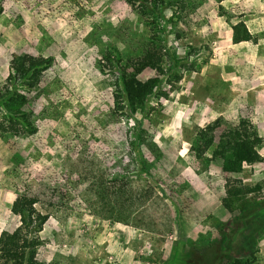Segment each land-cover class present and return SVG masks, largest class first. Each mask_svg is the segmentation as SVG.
Listing matches in <instances>:
<instances>
[{"label":"rangeland","instance_id":"rangeland-1","mask_svg":"<svg viewBox=\"0 0 264 264\" xmlns=\"http://www.w3.org/2000/svg\"><path fill=\"white\" fill-rule=\"evenodd\" d=\"M0 1V88L14 56L53 58L36 87L17 88L34 128L0 131V236L20 226L12 205L27 192L51 213L37 254L45 264H264V141L263 161L239 172L217 154L241 120L264 137V0H188L167 12L161 43L126 0ZM238 22L253 40L233 42ZM155 43L170 55L166 95L130 113L116 101L121 76ZM216 121L215 143L199 156ZM91 162L154 189L136 216L143 227L92 214L82 174Z\"/></svg>","mask_w":264,"mask_h":264},{"label":"trees","instance_id":"trees-1","mask_svg":"<svg viewBox=\"0 0 264 264\" xmlns=\"http://www.w3.org/2000/svg\"><path fill=\"white\" fill-rule=\"evenodd\" d=\"M126 1L148 24L150 31L154 33L152 41L156 43L157 41L161 43L162 40L161 32L159 34L157 31L160 29L162 21H171L167 12L173 9L175 11L176 9L185 10L189 6L188 0ZM3 11L4 6L0 1V14ZM232 28L234 43L253 40V34L250 31H245L241 22L233 24ZM156 43L147 44L141 56L130 60V66L135 69V73L123 72L121 76V87H118L116 92V101L122 109L126 108L130 113L144 108L154 95L159 97L166 95L161 88L165 76L168 74L165 64L170 55ZM110 57L111 54H108L106 59ZM112 59L113 63L119 66L120 59ZM52 63V57L31 54L14 56L6 83L0 88V108L6 111L3 116L4 122H0L1 132L20 135L28 132L29 128H34L28 115L21 109L26 97L17 88L31 90L36 87L41 81L43 72L50 68ZM148 67L156 71V76L146 81L140 80L137 74ZM218 123L216 121L213 125L208 126L202 133V143L198 149L199 156L214 145V136L207 137V134L212 132ZM144 131L140 123L138 133L141 134ZM263 141L264 137L249 121L241 120L236 128L228 131L220 140L221 145L217 154L224 160V170L239 172L244 164L262 162L263 156L259 151V146ZM143 164L141 162V172L145 171ZM102 167L101 164L91 162L82 168L84 179L90 181L87 192L93 196V200L89 203V210L92 214L106 220L143 227L144 224H139L136 216L139 210L154 196V189L152 187L145 189L134 185V178H130L125 172H106ZM161 189V197L157 196L161 199L165 195L169 197L163 188ZM239 193L238 189L236 194ZM37 203H39L38 197L27 192L21 193L14 201L12 212L20 217V226L13 232L4 231L1 234L0 264H45L37 260V254L42 245L40 233L51 217V213L38 209ZM243 238L244 241H247L248 237L244 235ZM251 262L250 258L242 256L236 258L231 264H251Z\"/></svg>","mask_w":264,"mask_h":264},{"label":"crops","instance_id":"crops-1","mask_svg":"<svg viewBox=\"0 0 264 264\" xmlns=\"http://www.w3.org/2000/svg\"><path fill=\"white\" fill-rule=\"evenodd\" d=\"M231 39H232V35H231ZM250 104L254 107V105H258L259 103H258V101L256 99H253V101L251 100V102H249L248 105H250Z\"/></svg>","mask_w":264,"mask_h":264}]
</instances>
